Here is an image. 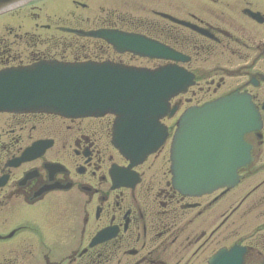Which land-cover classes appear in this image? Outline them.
<instances>
[{
  "label": "flooded vegetation",
  "instance_id": "af4514ba",
  "mask_svg": "<svg viewBox=\"0 0 264 264\" xmlns=\"http://www.w3.org/2000/svg\"><path fill=\"white\" fill-rule=\"evenodd\" d=\"M138 1L33 0L0 14V72L92 61L176 65L193 78L157 119L165 140L142 161L114 145L113 115L0 111V264H210L232 248L263 264L264 0ZM98 30L143 36L180 59L121 54L79 33ZM232 96L253 111L250 161L235 186L184 195L172 185L178 122Z\"/></svg>",
  "mask_w": 264,
  "mask_h": 264
},
{
  "label": "water",
  "instance_id": "95a60500",
  "mask_svg": "<svg viewBox=\"0 0 264 264\" xmlns=\"http://www.w3.org/2000/svg\"><path fill=\"white\" fill-rule=\"evenodd\" d=\"M30 1L0 0V14ZM79 33L102 39L121 54L180 59L174 51L140 35L111 30ZM192 84L193 78L176 65L150 70L112 62H39L0 72V111L66 118L113 115L114 145L126 158L142 161L165 140L157 119ZM252 113L240 96L187 110L172 142L173 187L193 196L235 186L238 170L250 161L243 136L253 128ZM244 254L240 248L221 250L210 264H244Z\"/></svg>",
  "mask_w": 264,
  "mask_h": 264
},
{
  "label": "rangeland",
  "instance_id": "374dc122",
  "mask_svg": "<svg viewBox=\"0 0 264 264\" xmlns=\"http://www.w3.org/2000/svg\"><path fill=\"white\" fill-rule=\"evenodd\" d=\"M103 3L105 7H115V8H118V7H121L123 5V3H125L124 5H128V6H131V4H134L136 2H139L138 0H103ZM128 2L130 4H128ZM121 9V8H120ZM125 63H129L131 65H135V66H141V67H150V64L145 61L144 59H140V58H136V59H132V58H129L127 56H124L121 58ZM258 225V224H257Z\"/></svg>",
  "mask_w": 264,
  "mask_h": 264
}]
</instances>
